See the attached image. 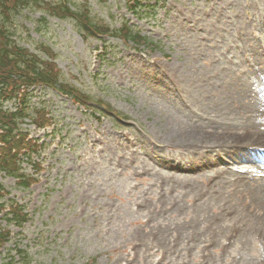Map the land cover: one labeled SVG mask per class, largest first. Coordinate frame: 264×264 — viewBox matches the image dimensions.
Returning a JSON list of instances; mask_svg holds the SVG:
<instances>
[{
  "label": "rangeland",
  "instance_id": "rangeland-1",
  "mask_svg": "<svg viewBox=\"0 0 264 264\" xmlns=\"http://www.w3.org/2000/svg\"><path fill=\"white\" fill-rule=\"evenodd\" d=\"M72 1L114 29L131 19L161 49L139 51L113 37L106 46L85 43L70 22L16 15L19 33L52 46L77 87L127 120L115 129L104 118L103 139H80L67 117L75 139L50 147L46 181L29 191L5 181L9 197L35 218L15 232L11 249L31 264H225L237 255L228 264H253L264 227L248 218L247 205L264 208V186L251 191L224 172L209 187L207 175L167 167L204 161L208 149L264 132V0H160L140 20L125 0ZM241 189L249 199L240 203ZM239 203L240 215L227 222L239 220L240 236L224 248V219L215 221L211 207Z\"/></svg>",
  "mask_w": 264,
  "mask_h": 264
},
{
  "label": "trees",
  "instance_id": "trees-1",
  "mask_svg": "<svg viewBox=\"0 0 264 264\" xmlns=\"http://www.w3.org/2000/svg\"><path fill=\"white\" fill-rule=\"evenodd\" d=\"M8 7L15 8L18 5L25 4L26 0H0ZM61 6L52 7L51 10L58 13ZM65 12L69 13V9L66 8ZM81 27L86 30L87 33H93L95 31H104L98 28L97 25H93L88 18L82 20ZM49 64L45 67H41L40 61L33 57L23 54L20 50L11 48L4 45L0 48V86L16 87L20 82L32 84L38 80L54 83V76L49 74ZM15 77V78H14ZM6 121L8 124H12V120L5 115L0 114V121ZM13 133L8 131L6 133L5 146L1 148L3 151L2 159L0 160V166L4 167L9 164V167L14 168L15 155L12 150H19L21 148L20 141L13 140ZM19 216V215H18Z\"/></svg>",
  "mask_w": 264,
  "mask_h": 264
}]
</instances>
